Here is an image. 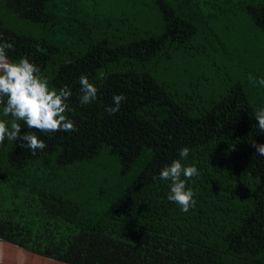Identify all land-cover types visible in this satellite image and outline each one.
<instances>
[{"label":"trees","instance_id":"trees-1","mask_svg":"<svg viewBox=\"0 0 264 264\" xmlns=\"http://www.w3.org/2000/svg\"><path fill=\"white\" fill-rule=\"evenodd\" d=\"M0 32L77 129L0 145V264H264V0H0ZM183 147L187 212L158 178Z\"/></svg>","mask_w":264,"mask_h":264},{"label":"clouds","instance_id":"clouds-1","mask_svg":"<svg viewBox=\"0 0 264 264\" xmlns=\"http://www.w3.org/2000/svg\"><path fill=\"white\" fill-rule=\"evenodd\" d=\"M12 49L14 45L0 32V105H4L2 115L12 117L10 128L7 120L0 119V145L5 139L21 140L24 143L20 146L27 147L34 155L38 149L43 150L47 145L32 131L22 134V127L18 121H22L27 129H35L46 134L77 130L74 121L66 116V112L73 111L69 104L72 91L68 85L59 89L51 88L48 79L41 74L40 67L30 61L27 55L18 60L11 59L8 50ZM36 51H42L39 45ZM248 80L250 83L264 86V78L256 80L249 74ZM79 84L81 105H87L97 99L98 89L89 81L87 75L79 78ZM112 99L115 106H108L105 109L110 115L120 110L121 102L126 97L123 94H116ZM255 119L258 121L259 131L264 133V108L255 112ZM249 143L256 148V153L264 155V144H257L254 139L249 140ZM189 151L188 147L180 149V158L165 165L158 177L171 181L168 199L179 204L184 212L196 203L195 192L188 186V181L200 175L194 163L186 166L181 162L182 159H187ZM153 179L157 177L153 176Z\"/></svg>","mask_w":264,"mask_h":264},{"label":"rangeland","instance_id":"rangeland-1","mask_svg":"<svg viewBox=\"0 0 264 264\" xmlns=\"http://www.w3.org/2000/svg\"><path fill=\"white\" fill-rule=\"evenodd\" d=\"M80 174V176H77V177H82V174L81 173H79Z\"/></svg>","mask_w":264,"mask_h":264}]
</instances>
